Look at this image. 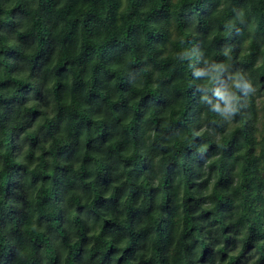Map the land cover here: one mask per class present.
Wrapping results in <instances>:
<instances>
[{
	"label": "trees",
	"instance_id": "trees-1",
	"mask_svg": "<svg viewBox=\"0 0 264 264\" xmlns=\"http://www.w3.org/2000/svg\"><path fill=\"white\" fill-rule=\"evenodd\" d=\"M0 264H264V0H0Z\"/></svg>",
	"mask_w": 264,
	"mask_h": 264
},
{
	"label": "clouds",
	"instance_id": "clouds-1",
	"mask_svg": "<svg viewBox=\"0 0 264 264\" xmlns=\"http://www.w3.org/2000/svg\"><path fill=\"white\" fill-rule=\"evenodd\" d=\"M238 15L242 16V13H240ZM235 86L237 88H242L245 93L252 90L250 83L245 82L243 77H241V76L237 78V80L235 82ZM236 99L237 98L234 96L229 98L228 103H227V107L224 108L223 110H221L217 107L216 112L222 113V115L224 116L225 119L230 120L234 115H236L239 112L240 107L243 106V105H240L239 107H237V104L235 102Z\"/></svg>",
	"mask_w": 264,
	"mask_h": 264
}]
</instances>
